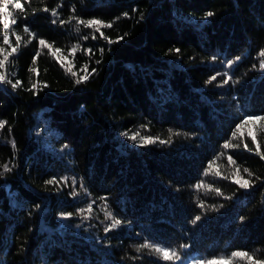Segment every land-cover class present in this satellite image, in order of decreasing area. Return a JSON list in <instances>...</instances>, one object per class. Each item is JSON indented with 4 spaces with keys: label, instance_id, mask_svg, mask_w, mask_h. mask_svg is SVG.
<instances>
[{
    "label": "trees",
    "instance_id": "16d2710c",
    "mask_svg": "<svg viewBox=\"0 0 264 264\" xmlns=\"http://www.w3.org/2000/svg\"><path fill=\"white\" fill-rule=\"evenodd\" d=\"M20 3L0 13V264L264 260V0Z\"/></svg>",
    "mask_w": 264,
    "mask_h": 264
},
{
    "label": "snow or ice",
    "instance_id": "6c2138e0",
    "mask_svg": "<svg viewBox=\"0 0 264 264\" xmlns=\"http://www.w3.org/2000/svg\"><path fill=\"white\" fill-rule=\"evenodd\" d=\"M9 4H13V6L15 8H17V9H22L23 8V5L20 3V0H0V5H2V6H0V13H7L8 16H11V13L8 12V5ZM44 11H48V9L45 8ZM52 15H54V16L56 15V12L54 10L52 12ZM208 15H212V13H208ZM15 22L16 21L14 19L11 21V23H15ZM55 22L56 21H53V23H55ZM79 23L84 24L86 27H92L94 25H99L101 23V21H99V20H89V21H86V22L85 21H79ZM107 26L110 27L111 25H107ZM3 27H4L5 30H7L8 27H9V23L7 21H5L4 24H3ZM97 30H99V29H97ZM24 31L28 32L29 29L27 27H25ZM16 39H17V47H19V41H20L21 38L19 36H17ZM4 42L5 43H9V39H8L7 35L4 36ZM40 44L41 45H45L47 47H51L50 45H47L44 40H40ZM16 50H17V48H15V47L12 48V52H16ZM56 51H59V49H57ZM3 52H4V49L0 48V53H3ZM8 55H11V53H9ZM8 55H5L3 59H0V69H3L5 67V62L8 60ZM37 55H39V53H37ZM259 55L261 57H264V50H262L259 53ZM237 59H239V57ZM33 62H35V60ZM260 67L262 69H264V60L261 61ZM32 71L35 72L36 70L32 69ZM73 74H75V73H73ZM81 79H87V76L81 77ZM212 79L214 80L215 77H212ZM0 82L11 83V81L7 80V77H6V75L3 72H0ZM79 82H80V80H77V83H79ZM227 82H228L227 80L224 81V83H227ZM19 83L20 82L17 81L16 83L12 84V87L16 88L19 85ZM34 87H35V85H34ZM249 119L260 120V119H264V117H255V118L250 117ZM247 122L248 121L246 120L245 123H247ZM5 123L6 122H4V121H0V128L4 127ZM239 127H240V125H237V128H239ZM250 135H251V133H250ZM233 136H235V133H233ZM130 138L133 139V140L136 139L135 136H132ZM142 139L144 140L145 143H152L153 142L151 137H144ZM252 139L255 142L256 138H255L254 135L252 136ZM161 142L163 143L164 141H161ZM231 146H233V145L225 144L226 148L227 147H231ZM245 147H247V145H245ZM262 158H264V157H262ZM229 161L233 162L231 160V157H229ZM4 168H5V170H7V165H4ZM238 171H239V169H237V172ZM244 171L248 172V169H244ZM249 174L251 175V173H249ZM53 182L54 181H52V180L47 181V183H49V184H51ZM236 182L240 183L241 187H245L246 188V187L249 186V182L247 180H243L242 183H241L240 180H237ZM73 183H75V180H73ZM201 207H203V205H201ZM90 210H91V205H89V211ZM69 215H71V214H69ZM105 218L112 220V224H111L110 227H113V228L121 223V221L116 219L115 217H113L110 212H106ZM200 219H201L200 216H196L195 220L193 221V223H195L196 221H199ZM106 230H108V229H106ZM141 248H154V251L156 253L162 254V257L165 260H172V259L179 260L180 259L179 255L174 250L170 251L167 248H163V247H159V246H153V245H150V244L141 245ZM232 255L233 256H237V257H242V258L246 257L248 260L252 261V264H264V260L254 259V257L253 256H249L248 253L236 252V253H233ZM208 264H218V262L213 260V261H208Z\"/></svg>",
    "mask_w": 264,
    "mask_h": 264
},
{
    "label": "rangeland",
    "instance_id": "374dc122",
    "mask_svg": "<svg viewBox=\"0 0 264 264\" xmlns=\"http://www.w3.org/2000/svg\"><path fill=\"white\" fill-rule=\"evenodd\" d=\"M63 66V65H62Z\"/></svg>",
    "mask_w": 264,
    "mask_h": 264
}]
</instances>
